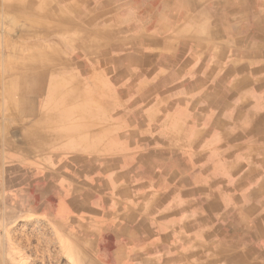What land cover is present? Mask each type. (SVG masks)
<instances>
[{"label":"crops","instance_id":"crops-1","mask_svg":"<svg viewBox=\"0 0 264 264\" xmlns=\"http://www.w3.org/2000/svg\"><path fill=\"white\" fill-rule=\"evenodd\" d=\"M82 3L91 16L85 26L79 17L78 55L103 59L91 73L112 74L114 99L125 95L117 86L130 85L138 101L111 104L96 117L109 119L107 131L119 140L102 148L118 162L98 174L103 190L91 185L95 158L75 162L69 150L59 153L66 157H57L56 168L71 170L72 178L87 171L90 177L75 178L88 193L57 175L54 184L47 178L50 192L38 187L56 209L63 201L70 206L61 220L70 219L72 255L82 264H264V0ZM94 118L74 123L69 136L103 138ZM192 170L201 171V182ZM4 177L13 189L14 171L10 177L0 166Z\"/></svg>","mask_w":264,"mask_h":264},{"label":"rangeland","instance_id":"rangeland-1","mask_svg":"<svg viewBox=\"0 0 264 264\" xmlns=\"http://www.w3.org/2000/svg\"><path fill=\"white\" fill-rule=\"evenodd\" d=\"M103 1L94 0L99 4H102ZM8 2L12 4L15 2L18 7L10 9L7 5ZM82 5V0H0V166L3 167L5 175H12L11 172L14 171V177L17 180L13 189H10L6 176L4 180L0 179V190L1 187H4L2 191H5V194L0 198L2 200L0 201V264H82L72 255L70 246L68 247L67 236L69 237V232L72 230L70 219L61 220L65 213L70 212V206L63 201V210L56 209L55 200L49 199L48 194L39 195L38 187L41 184V188L45 189L44 192H50L52 185L47 180L48 175H58V179L63 181L64 186L69 189H78L80 194H86L90 188L87 185H81V183L77 184L75 175L84 172L86 177H90L91 175L88 173L95 172L98 179L92 180V185L96 186V189L102 188L101 190H103L102 176H98V174L101 175L103 166L98 156L109 155L102 153L103 139L97 138V136L94 139L77 138L84 148L86 147L84 144H88L87 141L90 140L99 145L94 149L96 167H99L95 171L87 173L81 169L75 170L72 178L71 170L60 172L56 168L57 155L47 157L46 163H41L40 167L31 165L27 160L33 161L35 164V161H39V156L30 154L23 146L28 134L26 127L22 128L24 124H19L22 117L18 111L23 105L17 100L14 104L6 98L9 90L14 91L11 75L8 73V65L11 63L17 70L23 71L31 81L38 77L35 71L39 64L41 66L38 68L46 71L45 74L49 75H46L48 79H72L73 82H76L78 80L75 79V74L85 82L86 88L91 86L97 88L99 84L98 89H93L101 93V83L105 82L106 89H109L108 81L112 74L92 73L94 74L92 76H95V83L88 80L90 75L87 78L89 70L91 72L92 69L104 67L103 59L96 58V61L95 58L90 57L91 59L87 60V58L78 55L82 51L76 44V37L81 36L83 31L77 23L80 22L79 17H82L83 25H90V20H87L88 16H91V13L88 15L89 10ZM20 6L23 14L18 10ZM91 33L94 32L90 30L86 35L92 46L95 47L100 42H95L96 37H93ZM24 51H27V56ZM24 57L28 60L27 69L24 66L26 62L20 59ZM97 62L99 67H94L97 66ZM66 66L72 67L71 73L58 70ZM50 73L54 74L50 75ZM130 80L132 79L128 78L126 83L133 85L134 82ZM116 88L125 91L121 100L118 96L114 99L105 94H102L100 98H97V95H91L94 101H90V104L98 112L96 117L108 113V108L113 106L111 104L123 101L129 105L138 101V90L135 86H117ZM32 95L33 93L30 95L31 103L34 99ZM116 111H119L118 107H115ZM48 141L50 143L53 138H48ZM48 149L54 150V148ZM63 156L66 157L65 154ZM137 170V168L128 170V176L134 177ZM191 172L198 181L203 180V177H199L201 171L192 170ZM139 174L138 171V180L141 179ZM72 179H74V183H72ZM23 184H27L28 187L22 186ZM63 219L65 220V216ZM192 224L195 226L197 222ZM256 253L260 256L259 258L256 254V260L263 261L261 252Z\"/></svg>","mask_w":264,"mask_h":264},{"label":"bare ground","instance_id":"bare-ground-1","mask_svg":"<svg viewBox=\"0 0 264 264\" xmlns=\"http://www.w3.org/2000/svg\"><path fill=\"white\" fill-rule=\"evenodd\" d=\"M13 3L14 4H12L11 2L7 3V5L9 6L10 9H14L15 7L16 8L18 7L17 3H15V2H13ZM18 10L21 11V14H23L21 6L18 8ZM26 52L27 51H24V53L27 56ZM20 59H22L23 61L26 62V65H24V64L23 65L27 69L28 60L26 59V57L20 58ZM10 62H12V61H10ZM38 66H41V65L38 64L36 67L35 73H37L38 77L34 78V81H31V79L27 78V76L23 73V71L20 72L19 70H17L12 65V63L8 65V73L11 75V80H12L11 83H13L14 91L9 90V92H7L6 98L9 101H11L12 103H14V102L16 103V100H17V102H20L21 105H23V107H21L18 111V114L20 115V117H22V120L19 122V124L20 125L24 124L22 126V128L26 127V130L28 131V134L25 137L23 146L27 149V151L30 154H34V155L39 156V161L38 162L35 161V164L33 161L27 160V162L29 164L40 167L41 163H46V159L50 155H57V157H61V155H63V154L60 155L59 153L63 152V151H67V150L73 152V160L75 162H77V160L83 159V157H85V156H91L90 157L91 159L95 158V156L93 154L94 152L92 150H93V148L94 149L97 148V146H99V145H97V144L90 145V143H88V144L85 143L84 145L86 146V149H90V150L89 151L81 150V149H84L83 144L80 143L76 138L72 139L69 136L72 134L73 129H74L73 127L75 125H77V126L82 125V123L86 122L87 119L91 120L93 116L95 117L94 119H96V122H95L96 128L98 126L97 132L99 134L101 133L103 135L102 147L105 149H111L113 146H116V145H114L115 143H119V140L117 139V137L115 138V134L117 133L116 130L112 131L113 133L107 131L108 127H109V124H107L108 120H106V122L104 124V121L97 119L96 114L98 112L90 104V101H92V98H91L92 94H93L92 96L97 95V98H100L102 96V94L111 96V94H110L111 92L109 91V89H106L105 82L101 83V91H100L101 93H99V91H95L93 89L95 87L92 88V86H91L90 88H86V86H84L85 82L82 79H80L78 76H76L75 74H74V77L76 80H78L76 82H73L72 79H69V80H64L61 78L60 79H50V78L48 79V78H46V75H47V73L45 74L46 71L41 70V68L39 69ZM71 69H72L71 66H66L64 68L61 67L58 70L64 71V72L65 71L70 72ZM55 73L57 74V71ZM53 74L54 73H50V75H53ZM89 75H90V77L88 78ZM92 75H94V74H92L91 72H88L87 78L89 81H91V83H95L94 82L95 76H92ZM47 76H49V75H47ZM98 86H99V84L97 85V88H95V89H98ZM32 90H33V92H32ZM32 93H33L32 96L34 97L33 103H31L32 101L30 100V95ZM74 123H75V125H74ZM102 124H104V125H102ZM105 125L107 126V128L103 127ZM78 131H80V130H78ZM80 132H82V131H80ZM48 138L49 139L53 138V141H50V143H49ZM97 138H99V137H97ZM48 148H54V150L52 151ZM76 149H78V150H76ZM96 153H97V151H96ZM125 154H126V152H125ZM111 155H113V154L98 156L99 161H100L102 166H105V163H107V162H112L113 164H115L117 166L118 162L112 158L114 155L113 156H111ZM61 160L62 159L57 160V162H59L60 165H62ZM95 162H96V160H95ZM93 163H94L93 160H91V161L89 160L88 166L89 165L93 166ZM95 165H96V163H95ZM63 166H66V165L63 164ZM62 168L65 169L64 167H62ZM85 168H86V166H85ZM209 169H211V168H209ZM227 173H229V172H227ZM15 174H17V173H15ZM50 176H52V175L49 174L48 179H50L52 181V183L54 184L55 179L53 176L52 177H50ZM10 177H11V175H10ZM75 177L77 179H81L82 175H78L76 173ZM22 179H23V177H22ZM22 186H24V184ZM54 187H57V186H54ZM216 188H217V186H216ZM52 190H55V189H52ZM62 191L64 194H66V193H68L69 190H67L63 187ZM210 199H211V197H210ZM47 203H48V201H47ZM167 205H168V203H167ZM125 233L127 234V232H125ZM82 234H83V232H82ZM126 237H127V235H126ZM114 241H115V238H114ZM137 243H138V241H137ZM110 257H111V255H110ZM115 257H113V258H115Z\"/></svg>","mask_w":264,"mask_h":264}]
</instances>
